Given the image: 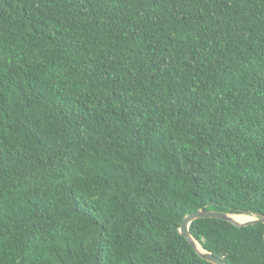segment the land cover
<instances>
[{
    "label": "trees",
    "instance_id": "16d2710c",
    "mask_svg": "<svg viewBox=\"0 0 264 264\" xmlns=\"http://www.w3.org/2000/svg\"><path fill=\"white\" fill-rule=\"evenodd\" d=\"M199 210L264 215V0H0V264H212Z\"/></svg>",
    "mask_w": 264,
    "mask_h": 264
},
{
    "label": "water",
    "instance_id": "95a60500",
    "mask_svg": "<svg viewBox=\"0 0 264 264\" xmlns=\"http://www.w3.org/2000/svg\"><path fill=\"white\" fill-rule=\"evenodd\" d=\"M235 214H229L222 211H215V210H199L192 214H189L185 217L181 227L180 233L181 235L189 242V244L193 247V249L197 252V254L212 264H227L221 259H218L214 256L213 253L206 251L199 242L193 237L190 231V226L193 222L200 220V219H207V218H214L223 220L229 223H232L236 227L243 228L257 224H264V215H255V218L249 220L247 222H238L235 220ZM199 246L201 249H199Z\"/></svg>",
    "mask_w": 264,
    "mask_h": 264
},
{
    "label": "bare ground",
    "instance_id": "6f19581e",
    "mask_svg": "<svg viewBox=\"0 0 264 264\" xmlns=\"http://www.w3.org/2000/svg\"><path fill=\"white\" fill-rule=\"evenodd\" d=\"M234 218L236 221L241 222V223L247 222V221L253 219V217L246 216V215H236V216H234ZM199 249H201L200 246H199Z\"/></svg>",
    "mask_w": 264,
    "mask_h": 264
},
{
    "label": "rangeland",
    "instance_id": "374dc122",
    "mask_svg": "<svg viewBox=\"0 0 264 264\" xmlns=\"http://www.w3.org/2000/svg\"><path fill=\"white\" fill-rule=\"evenodd\" d=\"M250 217H253V218H255V216H253V215H252V216H250Z\"/></svg>",
    "mask_w": 264,
    "mask_h": 264
}]
</instances>
